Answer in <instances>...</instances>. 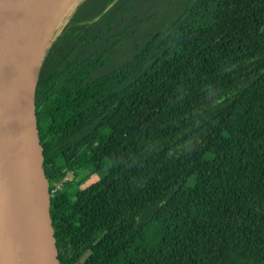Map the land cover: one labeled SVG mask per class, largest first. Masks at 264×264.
I'll list each match as a JSON object with an SVG mask.
<instances>
[{
	"label": "trees",
	"instance_id": "obj_1",
	"mask_svg": "<svg viewBox=\"0 0 264 264\" xmlns=\"http://www.w3.org/2000/svg\"><path fill=\"white\" fill-rule=\"evenodd\" d=\"M35 106L59 264H264V0H78Z\"/></svg>",
	"mask_w": 264,
	"mask_h": 264
},
{
	"label": "water",
	"instance_id": "obj_2",
	"mask_svg": "<svg viewBox=\"0 0 264 264\" xmlns=\"http://www.w3.org/2000/svg\"><path fill=\"white\" fill-rule=\"evenodd\" d=\"M45 3L0 0V264H59L35 93L62 10Z\"/></svg>",
	"mask_w": 264,
	"mask_h": 264
},
{
	"label": "rangeland",
	"instance_id": "obj_3",
	"mask_svg": "<svg viewBox=\"0 0 264 264\" xmlns=\"http://www.w3.org/2000/svg\"><path fill=\"white\" fill-rule=\"evenodd\" d=\"M78 0H69L65 8L60 9V12L56 16V20L53 23V26L57 23L59 24L61 18L64 16V14L74 6L75 3H77ZM98 180V175L91 169L89 171H86L85 173H82L81 171H78L76 175L71 176L69 179V182L63 185V188L67 191L68 196H73L76 192L83 191L93 183H95Z\"/></svg>",
	"mask_w": 264,
	"mask_h": 264
},
{
	"label": "bare ground",
	"instance_id": "obj_4",
	"mask_svg": "<svg viewBox=\"0 0 264 264\" xmlns=\"http://www.w3.org/2000/svg\"><path fill=\"white\" fill-rule=\"evenodd\" d=\"M68 1L69 0H46L45 4L48 9L47 14L49 15V18H50L49 22L53 20L54 15L57 14L60 9L63 10V8H65V5Z\"/></svg>",
	"mask_w": 264,
	"mask_h": 264
},
{
	"label": "built area",
	"instance_id": "obj_5",
	"mask_svg": "<svg viewBox=\"0 0 264 264\" xmlns=\"http://www.w3.org/2000/svg\"><path fill=\"white\" fill-rule=\"evenodd\" d=\"M67 180V178H63L59 183H57L56 185H55V188H54V190H53V192H58V191H60L61 189H62V186H63V184H64V182Z\"/></svg>",
	"mask_w": 264,
	"mask_h": 264
}]
</instances>
